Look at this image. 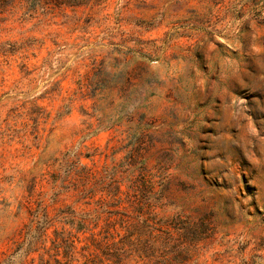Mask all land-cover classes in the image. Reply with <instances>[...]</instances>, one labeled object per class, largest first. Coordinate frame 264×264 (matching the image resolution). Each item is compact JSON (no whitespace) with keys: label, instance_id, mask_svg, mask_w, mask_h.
Masks as SVG:
<instances>
[{"label":"rangeland","instance_id":"rangeland-1","mask_svg":"<svg viewBox=\"0 0 264 264\" xmlns=\"http://www.w3.org/2000/svg\"><path fill=\"white\" fill-rule=\"evenodd\" d=\"M39 206L79 261L264 264V0H0V261Z\"/></svg>","mask_w":264,"mask_h":264},{"label":"trees","instance_id":"trees-1","mask_svg":"<svg viewBox=\"0 0 264 264\" xmlns=\"http://www.w3.org/2000/svg\"><path fill=\"white\" fill-rule=\"evenodd\" d=\"M152 219L153 229L147 235L145 242L153 249L154 247L165 248V229L162 228L161 221L156 218ZM52 221L46 208L39 206L32 210L29 222L25 225L23 239L9 255L0 261V264H111V262L122 264L120 252L126 250V241L135 235L134 233L121 237L119 235L118 240L110 241L116 237L107 233L97 236L92 234L91 241L88 239V243L80 248L83 260L79 261L75 257L78 252L76 246L78 239L71 233L67 236L60 235L52 241L53 247H47V231ZM89 222L91 223L90 220ZM77 224L80 225L78 228L85 224L88 225L86 220L78 221ZM138 241L140 242V236H138ZM33 254H38V261L35 257H31Z\"/></svg>","mask_w":264,"mask_h":264}]
</instances>
